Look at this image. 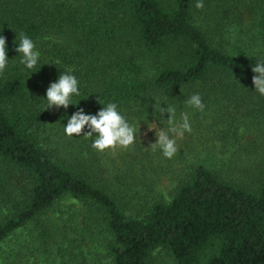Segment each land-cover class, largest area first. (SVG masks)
<instances>
[{"label": "trees", "instance_id": "obj_1", "mask_svg": "<svg viewBox=\"0 0 264 264\" xmlns=\"http://www.w3.org/2000/svg\"><path fill=\"white\" fill-rule=\"evenodd\" d=\"M196 2L0 0L11 59L0 73V264H148L157 249L174 264H264V96L251 70L264 59V0ZM21 34L41 53L34 70L15 51ZM68 69L78 105L46 109ZM195 93L202 112L186 103ZM108 102L137 128L118 156L64 134L66 116ZM161 103L193 129L171 159L149 130L168 128ZM66 201L83 208L66 219L74 231L59 227Z\"/></svg>", "mask_w": 264, "mask_h": 264}, {"label": "clouds", "instance_id": "obj_2", "mask_svg": "<svg viewBox=\"0 0 264 264\" xmlns=\"http://www.w3.org/2000/svg\"><path fill=\"white\" fill-rule=\"evenodd\" d=\"M195 7L202 9L204 7L203 0H197ZM15 51L20 54V64L28 70H34L40 63L41 53L37 49L36 42L27 35L21 34ZM8 52L7 39L0 34V73H3L11 60ZM251 70L255 74L252 77L254 91L264 96V59L257 60L252 65ZM32 73H35V71ZM80 95V81L73 74V70L68 69L64 73H60L58 78L50 82L47 87L46 109L55 108L59 110L63 108L66 112L70 105H78L74 101V97ZM186 103L191 108L201 112L205 109V104L202 102L199 93L192 94ZM162 104L166 107H162ZM175 112V107L161 103L156 118L160 121V124L167 121L168 128L160 127L159 131L157 128H149V130H156V141L152 146L158 148L162 155L168 159H171L178 151L177 140L182 139L185 133H191L193 130L188 114L182 113L181 119L177 121L174 118ZM165 113H167V119H164ZM66 119L64 134L70 138L79 136L85 138L95 137L91 146L99 152L115 149L116 147L127 148L133 145L137 138V128L129 122L116 102H108L95 114L86 113L83 108H78L73 114L66 116ZM85 128H87V131H84Z\"/></svg>", "mask_w": 264, "mask_h": 264}, {"label": "rangeland", "instance_id": "obj_3", "mask_svg": "<svg viewBox=\"0 0 264 264\" xmlns=\"http://www.w3.org/2000/svg\"><path fill=\"white\" fill-rule=\"evenodd\" d=\"M145 136H146V133H144L143 135H141V138L143 139V138H145ZM177 144H179V141L178 140H177ZM121 151H122V147H116L115 149H109L108 150L110 156H115V155L118 156L119 154H122ZM164 190H165V188H164ZM70 203H71L70 201H66L65 202V205L63 204L65 207L62 208L63 209L62 213L59 214V216L63 219V222H62V220L60 221L59 227L60 228H64L63 229L64 231H70V230H73L74 231L75 227L78 226V221H75V227L74 228H70L69 227V226H71L70 223H68L69 219L68 220H66V219L68 218V216L70 215V213H72V211L74 209L80 210V211L83 212V208L81 207V204L75 203V205L72 208H70L71 207L70 206ZM53 213L56 214V211H53ZM54 214H53V216H54ZM50 216H52V213L50 214ZM72 225H73V223H72ZM79 227H83V225H80ZM11 244L12 243H10V245ZM96 246H97L96 243L92 244V249L96 248ZM98 257H102V256L101 255H99V256L96 255L93 258L90 255V258H91L90 262L93 261V262H95V264H101V262H104L105 263L107 261V259H106L105 256H104L105 258L103 257L102 260H98L97 259ZM31 260L36 261V257L31 258ZM148 264H174V263L172 262L171 257L167 253H165L164 251H162L160 249H157L156 251H154L152 253L151 260H150V262H148Z\"/></svg>", "mask_w": 264, "mask_h": 264}]
</instances>
